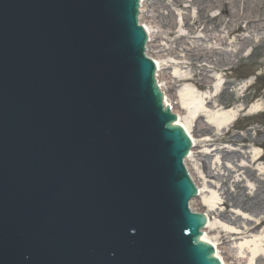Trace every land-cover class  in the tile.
I'll use <instances>...</instances> for the list:
<instances>
[{"label":"water","instance_id":"1","mask_svg":"<svg viewBox=\"0 0 264 264\" xmlns=\"http://www.w3.org/2000/svg\"><path fill=\"white\" fill-rule=\"evenodd\" d=\"M138 14L0 0V264H221Z\"/></svg>","mask_w":264,"mask_h":264},{"label":"bare ground","instance_id":"2","mask_svg":"<svg viewBox=\"0 0 264 264\" xmlns=\"http://www.w3.org/2000/svg\"><path fill=\"white\" fill-rule=\"evenodd\" d=\"M166 5V9H169L168 14L159 13L156 15V10L159 11L158 5H154L152 11L145 17V24L143 20L141 23L145 26L147 32L151 37V42L148 48L155 47L154 56L147 52V56H151L155 63L159 66L160 71L157 75L158 83L165 95V105L170 104L168 101V93L173 90L174 99L176 103V114L178 115L177 123L182 125L185 130L192 137L194 144L195 138L190 132V126L197 122L198 128H202L208 133H214L213 139L201 140L200 143H216L220 140L227 142L242 143L241 147H246L250 142L254 146L264 144V129H255L256 136L235 134L230 128V123L233 122L242 110L245 111L246 103L253 101V98L257 97L258 103L255 108L250 107V111L260 109L264 114V93L256 92L254 95L251 91V85H235V89L231 92L230 96L234 100V104L239 102L243 103L242 107L233 110H227L233 106L230 102L224 104L217 103V97L220 93L226 91L225 86L231 84V82L219 83L222 77L228 75V71L233 69L240 62H254L255 65L264 64V58L262 60L257 58V55L263 56L264 50L260 47L264 40V0H171L170 3H166V0H158ZM145 0L141 2V19L144 17L143 11ZM194 8L195 15L190 14V8ZM220 10V13L211 14L213 11ZM176 11L184 12L182 28L187 29L186 34H181L176 28ZM156 24L153 27V24ZM155 30H152V29ZM204 33V36L195 37L197 33ZM260 36V41L256 42L255 38ZM195 37L194 41L189 45H186V39ZM166 38L169 45L164 46L160 40ZM229 39L231 41L229 42ZM184 40V41H183ZM214 41V46L209 47L202 41ZM155 41V42H154ZM233 47L228 51L224 47ZM252 46L250 54L245 55L243 52L247 49V46ZM148 51V50H147ZM184 53L185 61H168L162 63L161 59L165 56H180ZM170 68H174L176 74L170 75L167 71ZM180 70H184L183 72ZM190 70V73L187 71ZM223 75V76H222ZM165 81V86L162 83ZM179 92L177 88L183 87ZM175 110V106H173ZM203 118H206L207 123H204ZM216 129L221 130L222 133L216 132ZM196 145V144H195ZM232 151L230 149H225ZM247 153V152H246ZM194 154L186 158V168L188 173L194 179L201 196V186L197 182L196 174L190 170L189 160ZM203 155V153L201 154ZM212 153H207L206 156H211ZM242 156L245 155L242 153ZM264 163V152L262 154H256L251 161V165L257 163ZM219 167V166H218ZM203 168L207 175L212 172L206 170V164L203 163ZM242 168H246L245 166ZM221 173H218L220 176ZM264 175V171L261 173ZM204 193V192H203ZM226 193V192H224ZM204 197V195H203ZM254 198V197H252ZM264 202V195H263ZM196 200L190 204L191 210L194 212H200V209L196 207ZM224 208L219 209L211 198L204 197L201 205H203L204 212L208 216V222L210 223L207 230L213 231L219 235L224 243L238 238L241 236H248L254 234L257 230L264 227V207L259 213L257 221L245 220L246 226L241 227L242 231H234L228 229L220 222L212 221L210 213H212L216 219H219L223 223L235 225L234 213L231 211V203L228 197H224L220 203ZM257 218V217H256ZM207 230L203 231L202 239L204 241L212 243L216 249H220V246L207 235ZM218 238V237H217ZM264 241V240H263ZM223 243V244H224ZM249 249V247L247 246ZM227 258H232L234 264H240L244 257H237L232 253V249L224 245ZM251 253L253 258H257V263L264 261V253H260L259 249H252ZM218 257L221 256L218 254ZM252 264V263H250Z\"/></svg>","mask_w":264,"mask_h":264},{"label":"rangeland","instance_id":"3","mask_svg":"<svg viewBox=\"0 0 264 264\" xmlns=\"http://www.w3.org/2000/svg\"><path fill=\"white\" fill-rule=\"evenodd\" d=\"M171 0H166V3H170ZM146 7L144 8L142 19L144 24L146 22L145 17L148 16L149 12L152 11L154 5H158L159 11L156 10V15L159 13L168 14L169 9H166V5L164 3L159 2L158 0H145ZM220 10L216 12L213 11L211 14L220 13ZM184 12L176 11L175 19H176V28L180 31L181 34H186L187 29L182 28L183 25V14ZM196 11L192 7L190 8V14L195 15ZM156 24H153L155 27ZM152 30H155L154 28ZM204 33H197L195 37L204 36ZM195 37H191L186 39V45H189L194 41ZM260 36H256V42L260 41ZM164 38L160 40L161 44L164 46H168L170 42L166 41ZM184 41V40H183ZM231 39H229V42ZM264 41V40H263ZM155 42V41H154ZM205 45L209 47L214 46V41H202ZM226 50L230 51L233 47L226 46L224 47ZM264 50V42L260 47ZM149 54L154 56L155 47L147 48ZM252 51V46L248 45L247 49L244 50V54L248 55ZM149 55V56H150ZM150 56V57H151ZM184 53L180 56H165L161 59L162 63L168 61H178V60H186L184 57ZM257 58L262 60L263 56L257 55ZM182 71V70H180ZM184 71V70H183ZM182 71V72H183ZM170 75L174 76L176 71L174 68H170L167 71ZM190 73V70L187 71ZM223 76V75H222ZM231 82V84L225 86L227 90L218 95L217 103L224 104L226 102H230L233 104L227 110H233V107H242V102L238 104H234L233 98L230 96L231 92L235 89V85H251V91L253 95L256 92L264 93V64L255 65L254 62H240L233 69L228 71V75L226 77H222L219 83L222 82ZM162 83L165 86V81L162 80ZM183 87L177 88L176 90L179 92ZM173 90L169 91L168 99L169 103L173 104L176 109V101L173 94ZM257 97L253 98V101L246 103L245 107L247 109L245 111H241L237 114L235 120L230 123V128L232 132L235 134L248 135L250 133L251 136L255 137V129H264V114L260 111V109L250 111V107L255 108L258 103ZM256 109V108H255ZM204 123L206 118H203ZM202 126L198 128L197 122L193 123L190 126V132L195 138V148L196 152L192 154L189 160L190 170L196 174L197 182L201 186V192L206 198H211V202H213L218 208L221 210L224 207L220 204L223 201L224 197H228L231 203V211L235 214L233 217L236 220L235 225H230L228 223H223L219 219H216L215 216L210 213L212 217V221L220 222L222 225L226 226L228 229L234 231H242L241 227L246 226L245 220H253L257 221L261 213V209L264 207L263 195H264V175L261 173L264 171V163L259 162L255 165H251V161L256 154H262L264 152V144L254 146L253 143H248L246 147H241L242 143L238 142L237 144L227 142L225 140L217 141L216 143H200L201 140H208L214 138V133H208L204 131ZM216 132L222 133L221 130L216 129ZM225 149L232 150L231 152ZM247 152V153H246ZM203 153V155H201ZM207 153H212L211 156H206ZM242 153L245 155L242 156ZM203 163L206 164V170L212 172L210 175L205 172V168H203ZM219 166V167H218ZM246 168H242V167ZM218 173H221L220 176ZM204 192V193H203ZM226 192V193H224ZM200 196L199 200H196V207L200 209V212H204V207L201 205L202 199L204 198ZM254 197V198H252ZM257 217V218H256ZM210 239H213L221 249L220 255L222 256L224 262L227 264H234L232 258H227L226 250L223 249L224 245L232 249V253L237 257H244L243 261L240 264H256L257 258H253V254L251 253L252 249H259L260 253H264V227L257 230L254 234L248 236H241L238 238H233L230 241L224 243L221 239H219V235L214 233L213 231L207 230V235ZM218 237V238H217ZM224 243V244H223ZM249 247V249L247 248ZM260 264H264V261H260Z\"/></svg>","mask_w":264,"mask_h":264}]
</instances>
